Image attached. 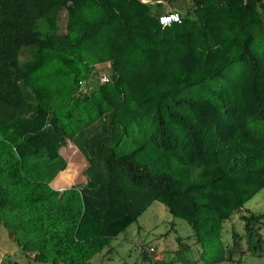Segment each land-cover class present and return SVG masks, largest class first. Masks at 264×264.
<instances>
[{
	"label": "trees",
	"instance_id": "obj_1",
	"mask_svg": "<svg viewBox=\"0 0 264 264\" xmlns=\"http://www.w3.org/2000/svg\"><path fill=\"white\" fill-rule=\"evenodd\" d=\"M173 1L0 0V224L31 262L118 264L155 202L193 234L175 259L140 243L135 264L264 256L246 208L264 189V0H192L163 26ZM69 143L86 183L56 190Z\"/></svg>",
	"mask_w": 264,
	"mask_h": 264
},
{
	"label": "rangeland",
	"instance_id": "obj_2",
	"mask_svg": "<svg viewBox=\"0 0 264 264\" xmlns=\"http://www.w3.org/2000/svg\"><path fill=\"white\" fill-rule=\"evenodd\" d=\"M192 0H174L172 5H166L165 13L175 10V7H189ZM67 13L63 11L60 15V31L65 32ZM63 155L67 161L75 157L70 162L69 167L61 175L62 180H66L70 188L73 185L86 183L85 170L88 166L86 158L80 156L78 149L69 143L63 148ZM80 154L78 159L77 155ZM77 154V155H76ZM246 208L260 213L264 212V189L261 190L247 204ZM232 226L239 232L243 231L244 223L235 216L232 222L225 226L224 240L231 237ZM168 233V234H167ZM193 234L192 227L182 219L173 217L164 204L155 202L139 219L132 224L125 234L119 236L113 242L115 247L114 260L118 264H135L139 260L138 245L144 242L151 252L155 250L158 258L175 259L174 250L178 248V237L187 239ZM113 261V263L115 262ZM247 264H264L263 257L248 256ZM0 264H36L29 260L27 254L14 242L11 232L0 224Z\"/></svg>",
	"mask_w": 264,
	"mask_h": 264
},
{
	"label": "built area",
	"instance_id": "obj_3",
	"mask_svg": "<svg viewBox=\"0 0 264 264\" xmlns=\"http://www.w3.org/2000/svg\"><path fill=\"white\" fill-rule=\"evenodd\" d=\"M180 21H181V17L178 13H166L160 16V22L163 26H168L175 22H180ZM95 79L98 80L101 84H105L111 81L110 75L104 72L99 75H96ZM92 86L93 85L88 84V82L83 81L80 93L85 94L87 91H89L92 88Z\"/></svg>",
	"mask_w": 264,
	"mask_h": 264
},
{
	"label": "crops",
	"instance_id": "obj_4",
	"mask_svg": "<svg viewBox=\"0 0 264 264\" xmlns=\"http://www.w3.org/2000/svg\"><path fill=\"white\" fill-rule=\"evenodd\" d=\"M78 152L81 154V152L79 150H78ZM62 153H63V151H62ZM79 153H78V155L76 154L77 155V159H78V157L80 155ZM80 156L82 157V154ZM67 162H68L67 168L65 170L61 171L59 173V175L51 183L52 187L55 188L56 190H64V189H69L70 188L69 186H65V184H67L66 180H62L60 178L61 175L63 174V172L66 171L68 169V167H69L70 160L67 161Z\"/></svg>",
	"mask_w": 264,
	"mask_h": 264
}]
</instances>
